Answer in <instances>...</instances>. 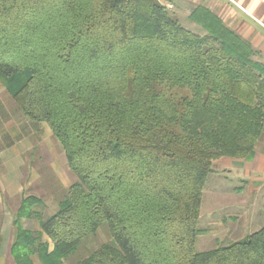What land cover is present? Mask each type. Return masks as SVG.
<instances>
[{"label":"trees","instance_id":"16d2710c","mask_svg":"<svg viewBox=\"0 0 264 264\" xmlns=\"http://www.w3.org/2000/svg\"><path fill=\"white\" fill-rule=\"evenodd\" d=\"M163 1L0 0V84L76 176L46 218L22 200L14 227L41 230L15 227L17 264H64L103 225L108 238L72 264H264V226L195 249L215 161L254 153L264 66L209 8L188 16L198 34Z\"/></svg>","mask_w":264,"mask_h":264},{"label":"rangeland","instance_id":"374dc122","mask_svg":"<svg viewBox=\"0 0 264 264\" xmlns=\"http://www.w3.org/2000/svg\"><path fill=\"white\" fill-rule=\"evenodd\" d=\"M227 1L225 5L223 1L217 3V0H170L163 3L182 26L198 34H203L204 30L188 16L197 5L209 8L224 25L250 44L254 50L252 59L264 66V35L260 31H254L248 36L246 23L239 20L241 16L238 17L239 14L235 11L238 7L231 0ZM5 94L0 85V172L7 169L19 177L21 192L13 197L17 211L25 197L34 195L43 203L36 209L46 218L56 210L58 202L67 187L76 180V176L69 169L64 151L48 125L42 121L27 119L15 101ZM242 159L250 158H231ZM215 169L222 170L218 165ZM226 174L227 176L222 177L213 172L205 181L198 218L201 231L195 244L197 251L243 239L264 226V185L253 188L249 183L239 181L240 177L235 176L234 172H225ZM236 186H239L238 190L235 189ZM16 222V229L18 225L31 233L41 230L40 221L34 218L18 217ZM107 238L108 229L103 225L95 234L85 238L64 264H72ZM42 240H47L49 247L51 243L52 248V242L45 235ZM30 258L32 264H39L37 255Z\"/></svg>","mask_w":264,"mask_h":264},{"label":"crops","instance_id":"0c3cea01","mask_svg":"<svg viewBox=\"0 0 264 264\" xmlns=\"http://www.w3.org/2000/svg\"><path fill=\"white\" fill-rule=\"evenodd\" d=\"M218 1H223L224 5L225 3H228L227 0H217V3ZM231 1L238 7H236L237 9L235 11L239 14L238 17L241 16L239 20L242 22L244 21L249 29V31H247L248 36L253 34L254 31H260V34L264 35V0ZM3 89L5 90L4 87ZM5 93L6 96H9L6 90ZM215 164V166L218 165L222 168V170L215 169L214 173L216 175L225 177L227 176V174L225 175V172L228 174L234 172L235 176L240 177V179H238L239 181L249 183L253 188H260L261 185L263 186L264 124L259 139L255 145L252 158L246 160H231V158L222 157L217 159ZM14 173H10L7 169L0 172V264H17L12 252L13 242L15 240V227L13 221L17 212V206H15L16 202H13V197L21 192V183L18 180L19 177L17 174ZM235 189L238 190L239 186H236ZM50 248L51 243L49 249ZM37 261L40 264L39 259H37Z\"/></svg>","mask_w":264,"mask_h":264}]
</instances>
